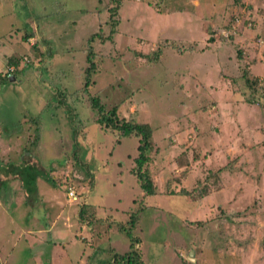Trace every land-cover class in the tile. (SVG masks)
<instances>
[{
  "label": "rangeland",
  "instance_id": "rangeland-1",
  "mask_svg": "<svg viewBox=\"0 0 264 264\" xmlns=\"http://www.w3.org/2000/svg\"><path fill=\"white\" fill-rule=\"evenodd\" d=\"M12 2L0 9V75L11 61L24 71L0 86V168L42 139L27 187L40 172L55 183L41 177L26 198L0 169V264H112L132 251L140 264H264V0ZM91 97L150 125L153 196L130 171L137 138L96 124ZM52 225L55 239L40 232Z\"/></svg>",
  "mask_w": 264,
  "mask_h": 264
},
{
  "label": "trees",
  "instance_id": "trees-1",
  "mask_svg": "<svg viewBox=\"0 0 264 264\" xmlns=\"http://www.w3.org/2000/svg\"><path fill=\"white\" fill-rule=\"evenodd\" d=\"M94 37H98L97 35L92 36L89 39V44L92 42ZM94 56V53L92 52V48L89 46L86 56V62H88L89 66L87 69H85V83H84V91L90 87L91 85V76L94 73L95 66L92 62V58ZM12 65H15L18 70V66L16 65V62L11 61ZM27 64V63H26ZM16 71V70H15ZM15 73V72H14ZM242 78L244 80V85L250 92L257 93V80H252L249 77V73L245 72L242 75ZM8 77H1L0 75V82H7ZM257 89V90H256ZM261 97H264L263 94H261ZM253 98V96L251 97ZM245 102L249 104H254L257 102H254L252 100H245ZM259 103V102H258ZM90 108L95 112L96 114V124H98L101 128H104L106 130H111V132H115L116 135L121 138H129V137H135L138 140V146H137V156L133 160L134 167L130 169L131 174H134L137 178L138 184L142 191L147 196H153L155 194V188L152 184V180L149 177V173L144 167L150 162V153L152 151V136L153 131L150 127V125L146 123H140L135 121H126L125 119H120L117 116V110L115 108H112L109 111H105L104 107L100 103L99 99L96 97H91L90 100ZM45 180L52 185L55 182L50 180L49 176L46 177ZM56 187V186H55ZM70 187V186H69ZM65 192H67V188L65 187ZM85 210L80 211V215L83 216L84 213H82ZM131 224H134L133 222ZM126 236L128 237V240L131 241L130 248H134L133 246V237L131 236V232L127 230H123ZM135 245V244H134ZM116 259L113 261L112 264H118L122 261H125L126 264H140L138 262V256L136 255L135 251H132L130 253H127L123 256L115 255Z\"/></svg>",
  "mask_w": 264,
  "mask_h": 264
},
{
  "label": "crops",
  "instance_id": "crops-1",
  "mask_svg": "<svg viewBox=\"0 0 264 264\" xmlns=\"http://www.w3.org/2000/svg\"><path fill=\"white\" fill-rule=\"evenodd\" d=\"M5 1H7L8 2V5L9 6H11V5H13L14 3L12 2V0H0V9L3 7V4H4V2ZM25 44H27V43H25ZM23 45H24V42H23ZM11 46H13L12 48H11V50H10V53H9V56L10 57H14L15 55H17V38H16V41L14 42V43H12L11 44ZM24 47V46H23ZM5 45L1 42L0 43V54L2 53L3 54V56H5V54H8V52H6L5 50ZM14 55V56H13ZM15 57H17V56H15ZM6 65V64H5ZM20 71V72H19ZM23 71H24V68L21 66L20 68H18V70H17V68H16V71H15V73L12 75V76H8V81L7 82H3L0 86H5V85H7V87L10 89V85H12V88L10 89V90H13V88H14V85H16L17 84V76H19V74L18 73H20V75L21 74H23ZM3 73H5V71L3 72ZM27 76H29V75H31L30 73L29 74H26ZM1 77H3V75H1ZM9 85V86H8ZM15 99H16V97H15V95L13 94V96H12V98H9V102H11V103H14L15 102ZM31 122L32 120H31V118L28 120V122ZM28 122H24L23 121V125H24V133H27V134H30L29 132H32V131H34L35 133L33 134V132H32V134H33V136H35L36 135V133L38 132V128L37 127H35V126H32L31 124L32 123H30L29 122V124H30V127L28 126ZM41 129H42V127H41ZM22 133V132H20V131H16L15 133H12V134H14V135H17L18 133ZM9 135H11V134H9ZM41 135H42V133H41ZM27 143V142H26ZM41 143V144H40ZM40 143H38V142H36V141H34V140H32V142L30 143V142H28V144H29V148H28V151H25L24 152V158L23 159H20L21 161L20 162H18V164H8V165H10V167H8V166H6V167H4V168H0L1 169V175H3V177H5L4 179V181H6V177H7V175H14V177H16L17 178V185H19V184H22V188L24 189V192H25V196H26V198L28 197V194H30V195H32L31 197H33L34 196V193H30L31 191H32V184L30 185V186H28L27 187V181L28 180H30L31 178H30V176H29V174H28V172H25V171H23L22 169H27V168H33V169H35V170H37L38 171V168H37V159L39 158V154H38V151H37V148H38V146H42V139H41V142ZM25 144V143H24ZM24 144H23V146H24ZM35 144H37V147L35 148V150H31V149H33L34 148V146H35ZM8 146V145H7ZM22 148V147H21ZM27 150V149H26ZM17 169V170H16ZM3 172V173H2ZM39 172V171H38ZM42 175V172H40V177H38L39 179L37 180L36 179V183L35 184H37L38 185V183L40 182V181H42L43 179H41V177H44L45 176V174H44V176H41ZM35 176H37V173H36V175ZM24 178H27V179H24ZM37 178V177H36ZM46 181V180H45ZM14 182H16V181H14ZM33 182H35V181H33ZM35 184H33V186L35 187ZM35 189H36V187H35ZM29 192V193H28ZM26 202V201H25ZM27 203V202H26ZM57 216H59V215H57ZM53 225L48 229V230H45L44 229V231H40L41 233H45V232H47V233H50V234H52L51 236L55 239V236H54V234H53ZM28 232V231H27ZM30 232H34V231H30ZM56 234L57 235H59V237H63L64 236V234L62 233V232H59V231H57L56 232ZM63 234V235H62ZM52 241H54V240H52ZM58 246V245H57ZM56 246V247H57ZM53 248H55L54 246H53ZM59 248V247H58ZM61 250V255H66L67 257H68V254L65 252V254H64V250H62V249H60ZM83 257H81L80 258V263L81 264H83L82 263V261H83V259H82ZM47 263H49V264H61V260H58L57 259V256H55V255H50V257H49V260H47L46 261Z\"/></svg>",
  "mask_w": 264,
  "mask_h": 264
},
{
  "label": "built area",
  "instance_id": "built-area-1",
  "mask_svg": "<svg viewBox=\"0 0 264 264\" xmlns=\"http://www.w3.org/2000/svg\"><path fill=\"white\" fill-rule=\"evenodd\" d=\"M16 68L14 66H9L7 70L5 71V76H12L15 72ZM66 196L69 200L76 201L78 198L76 197L74 193V189L72 187H67ZM83 202V201H82Z\"/></svg>",
  "mask_w": 264,
  "mask_h": 264
},
{
  "label": "water",
  "instance_id": "water-1",
  "mask_svg": "<svg viewBox=\"0 0 264 264\" xmlns=\"http://www.w3.org/2000/svg\"><path fill=\"white\" fill-rule=\"evenodd\" d=\"M190 256H193V252L190 253Z\"/></svg>",
  "mask_w": 264,
  "mask_h": 264
}]
</instances>
